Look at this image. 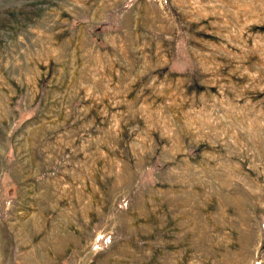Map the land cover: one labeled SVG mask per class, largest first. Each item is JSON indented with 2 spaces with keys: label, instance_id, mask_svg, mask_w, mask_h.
Instances as JSON below:
<instances>
[{
  "label": "rangeland",
  "instance_id": "1",
  "mask_svg": "<svg viewBox=\"0 0 264 264\" xmlns=\"http://www.w3.org/2000/svg\"><path fill=\"white\" fill-rule=\"evenodd\" d=\"M0 264H264V0H0Z\"/></svg>",
  "mask_w": 264,
  "mask_h": 264
}]
</instances>
